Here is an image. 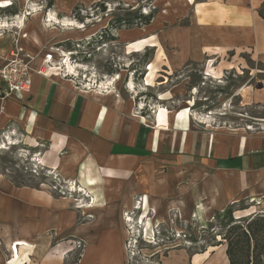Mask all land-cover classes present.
<instances>
[{"label":"crops","instance_id":"obj_1","mask_svg":"<svg viewBox=\"0 0 264 264\" xmlns=\"http://www.w3.org/2000/svg\"><path fill=\"white\" fill-rule=\"evenodd\" d=\"M99 1L54 0L48 15L67 16L75 6ZM154 1L163 27L157 38L138 42L156 48L167 71L196 63L210 79L230 70L250 74L243 55L264 66V0ZM31 15L36 22L30 27L0 34V67L15 38L37 55L36 69L50 53L40 46L57 29L47 30ZM185 19L187 25L179 24ZM234 95L254 100L256 94L245 85ZM134 109L129 98L78 87L47 67L31 74L22 97L0 94V133L20 134L39 164L76 189L60 194L49 186L17 185L0 171V264H65L75 242L83 243L79 264H124V213L146 218L150 231L159 224L175 233L183 220L202 226L242 200L263 201L264 134L198 125L191 107L159 109L153 123ZM167 249L161 264L170 257V264H228L224 244L191 257L180 244Z\"/></svg>","mask_w":264,"mask_h":264},{"label":"rangeland","instance_id":"obj_2","mask_svg":"<svg viewBox=\"0 0 264 264\" xmlns=\"http://www.w3.org/2000/svg\"><path fill=\"white\" fill-rule=\"evenodd\" d=\"M97 3L101 4L103 10L94 6L96 3L82 6L79 14L83 18V24L73 19L71 14L61 16L54 13L56 18H51L48 13L54 12V0H10L0 3V7H13L17 12L12 16L0 13V34L7 28L13 29L17 25L21 28L30 27L29 23L36 22V20L33 22V18L29 19V15L32 14L31 16L39 17L47 30L57 29L55 32L58 34L41 45L40 51L54 53L48 65L57 75L71 80L76 86L86 90L114 91L123 98H129L135 104L134 115L141 114L151 123L159 109L173 113L179 109L184 110V107H191L193 109L191 118L198 125L199 122H204L206 126L214 129L239 128L249 135L264 134V66L251 62L243 55L247 66L252 68L250 74L241 70L242 73L238 75L230 70L222 72L220 79H210L202 73V65L196 63H188L185 69L171 73L161 66V58L157 57L156 48L151 46L141 48L142 42H138L151 35L157 38L159 29L163 27L158 17L162 10L154 0H135L129 3L100 0ZM149 12L154 13L149 25L122 28L118 31L108 27L112 18H132L138 13ZM187 20L179 24L187 25ZM99 35L102 43L98 42ZM107 36L116 39L104 41ZM15 41L9 58L15 50L14 46L18 45L17 48L30 54L33 61L37 60V55L25 49L18 39L15 38ZM133 43L135 50L129 49V45ZM66 60L72 66V73L65 68ZM149 66H152V71ZM245 85L252 87L256 94L254 100L234 95ZM39 163L41 162L25 147L20 134L14 131L0 133L1 173L17 185H54L66 192L67 184ZM73 190L75 192L76 189ZM232 209L234 219L261 214L264 213V199L254 203L242 200L233 205ZM246 210H249V214H241ZM124 215L128 231L124 247L126 257L124 264H161L160 254L165 256L166 252L170 251L167 249L169 246L180 244L182 249L195 253L220 240L224 232L214 218L202 226L189 219L183 220L180 230L174 233L167 232L159 224L154 225V232V226L150 225V231L146 218H138L137 214L132 217L126 216L125 213ZM174 239L177 240L174 242ZM179 241L181 243H178ZM73 245L75 248L65 259V264H73L77 256H81L83 243L75 242ZM171 258L162 261V264H170Z\"/></svg>","mask_w":264,"mask_h":264},{"label":"trees","instance_id":"obj_3","mask_svg":"<svg viewBox=\"0 0 264 264\" xmlns=\"http://www.w3.org/2000/svg\"><path fill=\"white\" fill-rule=\"evenodd\" d=\"M50 3L51 1H49V5ZM94 6H98L103 10L101 4L96 3ZM81 8L82 6H75L71 15L73 19L83 24V18L79 14ZM0 13L4 16H12L16 15L17 12L15 8L7 6L6 8L0 7ZM153 14V12L148 14L138 13L132 18H112L108 23V27L113 31H118L122 28L146 26L152 21ZM259 16L264 18V3L259 10ZM98 38V42L102 43L100 35ZM115 39L113 36H107L104 41ZM232 206L226 207L222 212H215L214 219L224 232L221 234L220 240L207 246L215 247L224 244L228 264H264V213L234 219ZM205 247L195 253L205 251ZM195 253L187 251L189 257ZM79 257L78 255L73 264H78Z\"/></svg>","mask_w":264,"mask_h":264},{"label":"built area","instance_id":"obj_4","mask_svg":"<svg viewBox=\"0 0 264 264\" xmlns=\"http://www.w3.org/2000/svg\"><path fill=\"white\" fill-rule=\"evenodd\" d=\"M14 42L16 43V41ZM17 46L18 45L14 46L15 50L11 53L10 58L9 54L5 57L4 65H2L0 69V81L3 84L0 94L3 93L5 96L22 97L23 94L29 91L31 74L33 72L42 74L43 69H46V67L51 68L48 64L52 59V53L46 54L40 68L36 69V67H33V62L35 60H32V56L25 50L23 51L17 48ZM43 65H45V68H43ZM67 187L68 190L66 189V192L73 190L70 185H67ZM49 189L57 191L60 194L66 193L65 190H60V188L54 185L49 186ZM126 221H128V219ZM132 240L134 239L132 238ZM130 257L132 259L133 254H131Z\"/></svg>","mask_w":264,"mask_h":264},{"label":"bare ground","instance_id":"obj_5","mask_svg":"<svg viewBox=\"0 0 264 264\" xmlns=\"http://www.w3.org/2000/svg\"><path fill=\"white\" fill-rule=\"evenodd\" d=\"M65 66H66L65 68L69 71V73H72V66L70 65V63L67 60L65 62Z\"/></svg>","mask_w":264,"mask_h":264}]
</instances>
